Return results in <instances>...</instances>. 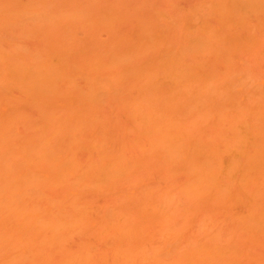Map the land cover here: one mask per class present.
<instances>
[{
	"label": "rangeland",
	"instance_id": "obj_1",
	"mask_svg": "<svg viewBox=\"0 0 264 264\" xmlns=\"http://www.w3.org/2000/svg\"><path fill=\"white\" fill-rule=\"evenodd\" d=\"M224 1L0 0L3 62L43 67L44 58L58 63L56 52L65 57L50 66L46 93L30 94L19 82L14 84L0 63V172L13 177L10 188L16 182L8 193H2L6 186L0 185V193H7L3 197L14 199L0 209V264H264V222L257 218L262 228L255 222L258 213H264V160L258 155L259 162L251 159L250 166L256 163L260 175L253 167L259 176L242 189L226 173L225 178L221 174L224 181L219 180L217 170V185L208 182L203 190L196 191L198 185L191 191L193 174L206 176V181L212 167L223 170L232 161L223 141L228 144L239 132L234 110L243 111L239 113L245 129L262 130L256 143L249 139L243 149L252 153L256 145L264 146V0H239L241 5ZM224 4L228 11L223 6L219 10ZM22 8L20 16L11 15V10ZM100 13L112 15L111 22L98 21ZM63 14L67 19L58 22ZM143 31L152 38L160 33L162 39L139 44ZM116 53L123 59L114 66L99 65ZM167 53L176 55L172 60L178 70L190 67L195 75L190 83L168 84L158 64ZM197 74L207 77L213 90L207 99L197 95L203 98L201 104L195 101L202 88ZM101 82L106 84H99L97 100L88 103L85 94ZM146 100L153 107H147ZM148 112L179 126L185 121L191 131L181 138L184 146L208 142L218 150V161L211 156L214 151L209 159L197 152L202 161L208 159L204 168L212 166L207 169L210 176L204 168V177L200 169V174L194 172L185 147L179 152L177 144L176 151L166 152L170 148L168 143L169 149L164 148V139L162 145H150L162 135L149 141L146 134L152 130L142 133L141 121ZM220 112L221 122L216 116ZM51 132L43 157L32 160L27 151L39 153V140ZM89 141L96 142L99 151L90 149ZM232 149L228 151L235 155ZM118 159L124 164L113 166ZM26 166L28 174L23 172ZM20 170L36 180L28 182L23 174L24 188L17 179ZM54 176L61 182H50ZM55 222L60 228L52 231L49 225Z\"/></svg>",
	"mask_w": 264,
	"mask_h": 264
},
{
	"label": "bare ground",
	"instance_id": "obj_2",
	"mask_svg": "<svg viewBox=\"0 0 264 264\" xmlns=\"http://www.w3.org/2000/svg\"><path fill=\"white\" fill-rule=\"evenodd\" d=\"M231 2L232 3V1L231 0H228V2ZM237 1V0H236ZM240 1H244V0H240ZM247 1H249V0H247ZM227 1L225 0L224 1V3L225 4H227L226 3ZM236 3H239V0L236 2ZM236 3H233V5H235ZM256 3V2H255ZM225 4L224 5H220V9L219 10H223V9H221V7L222 8H224L225 10L224 11H228L227 9H228V7L229 6H227L226 8L224 7L225 6ZM241 4H242V2H241ZM240 3H239V5H241ZM259 4V2H257V5ZM227 5H229V4H227ZM232 5V4H231ZM235 6H238V5H235ZM259 6V5H258ZM240 6H238V8H239ZM235 8L236 7H234V9H233V11L235 10ZM230 10V9H229ZM231 11V10H230ZM229 11V12H230ZM232 11V12H233ZM219 12V11H218ZM222 14H225V12H223V11H220ZM219 12V15L221 14ZM231 12V13H232ZM10 13H11V15L13 16V17H17V16H20V14H22L23 13V8L22 9H20V10H11L10 11ZM72 13H74V12H72ZM228 13V12H227ZM226 13V14H227ZM230 13V14H231ZM46 14V13H45ZM44 13H43V15H45ZM67 14V13H66ZM66 14H63V16L62 15H60L61 17H63L62 19H61V17L59 18V17H57L58 19H57V21L59 22V20L61 21V20H64V19H67V16H66V18H65V16L64 15H66ZM229 14V15H230ZM47 15V14H46ZM43 16V19L44 18H47V16ZM75 15V13L74 14H72V15H69V16H71V17H69L68 16V19L69 18H72V16H74ZM98 17H100L102 20H100V18H98ZM98 17H97V20L98 21H101V22H106L107 21V23H110L111 22V19L113 18L112 17V15H110V14H107V13H105L104 15H103V13H100L99 15H98ZM227 17L228 16H226V19H227ZM231 17V16H230ZM241 17H243V16H241ZM231 19V18H230ZM232 19H234L235 20V18H233L232 17ZM237 20H239V18H236ZM241 20H243V18H240ZM48 21H51V20H49V19H47ZM56 20V19H55ZM110 20V21H109ZM234 20H232V21H234ZM230 21V20H229ZM231 21V22H232ZM58 22H56V23H58ZM242 22V21H241ZM237 23H239V22H237ZM216 31V30H215ZM148 38L149 39H157V41H160L161 39H162V35L160 34V33H158V36L157 37H155V38H152V36H150L146 31H143L142 32V36H141V40H140V42H139V44H143V43H146L147 42V40H148ZM64 51H65V54H66V50L64 49ZM58 56V58H57V60H58V63H61V62H63L64 60H65V57L61 54V53H58V52H56V57ZM176 55H174V54H171V53H167L165 56H164V59H161V61H158V64L161 66V67H163V69H164V71L166 72V74H167V76H168V84H170L171 86H173V87H178V86H181V85H183V84H185L186 82H188V83H190L191 81H192V79L194 78V74L192 73V71H191V69H190V67L188 66V67H184V70H178L177 68L178 67H180V66H178V67H174V60H172L174 57H175ZM44 58V57H43ZM3 59H4V54H3V52H2V50H0V63L2 62L3 64H4V66H3V71L6 73L7 72V74L8 75H10L11 77H13V79H11V81L14 83V84H16L17 82H19V84L22 86V87H26V88H28L30 91H29V93L30 94H34L35 93V91L37 92L38 90H42L43 91V93H46V92H48V82L51 80V78H52V75H51V73H50V71H51V67L50 66H54L55 64H58L57 63V61H55V62H53L51 59H49V58H44L43 60H41L40 61V63H42L44 66L43 67H36V65L37 64H35V65H32L31 66V62L30 63H28V62H23V63H21V62H19L18 60H15L16 62H13V61H10V62H3ZM123 59V56H122V54H120V53H116L115 55H110L109 57H108V59L106 60V63H102V64H99L102 68H105V67H112V66H114V64L116 63V62H118V61H120V60H122ZM227 60H228V58H227ZM199 81H201L202 80V88L201 89H197V94H196V96L198 95V96H201V97H203V98H205L206 97V99H207V96L208 95H206V94H209V93H211L210 91H212L213 92V90H211V89H209V88H211V86L210 85H208L207 83H206V79H207V77H205L203 74H197V77H196ZM99 84H102V85H104V84H106L105 82H101V83H94V85L92 86V88L85 94V99H86V101L88 102V103H92V102H95L94 100L96 99L97 100V89H98V87L99 86H102V85H99ZM238 83H236V86H240V85H237ZM231 85H233V84H231ZM210 86V87H209ZM227 88L229 89V87L227 86ZM232 88H234V86H232ZM208 90V91H207ZM210 90V91H209ZM234 90V89H233ZM240 90V89H239ZM49 92H52V90H49ZM212 94V93H211ZM204 95H205V97H204ZM63 96H64V99H65V101L66 102H68V93H66V91H65V93H63ZM197 96V97H198ZM201 97H198L195 101H199V103L201 104V101L203 100V98H201ZM196 98V97H195ZM201 98V99H200ZM209 98V97H208ZM212 98V97H211ZM200 99V100H199ZM206 99H204V100H206ZM209 100V99H208ZM250 100V99H249ZM148 101L149 100H146V102H145V105L147 106V107H151L152 105H153V103L151 102V101H149L150 103L149 104H151V105H149L148 104ZM203 103H204V101H202ZM198 103V102H197ZM197 103H195L194 102V104H196L197 105ZM239 103V102H238ZM221 104V103H220ZM219 104V105H220ZM205 105V104H204ZM208 105V104H207ZM206 105V106H207ZM238 105V108H239V105L240 104H237ZM246 105V104H245ZM195 106V105H194ZM203 106V105H202ZM201 106V107H202ZM240 106H242V105H240ZM136 107V106H135ZM153 107V106H152ZM199 107H200V105H199ZM209 107V106H208ZM246 107V106H245ZM194 108H196V106L194 107ZM214 108V107H213ZM219 108H221V107H219ZM241 108V107H240ZM244 108V107H243ZM207 109V108H206ZM245 109V108H244ZM195 110V109H194ZM220 110V109H219ZM239 110V112H243V111H241L240 109H238ZM204 111V110H203ZM221 111V110H220ZM245 111V110H244ZM195 112V111H194ZM197 112H198V110H197ZM200 112H201V109H200ZM205 112V111H204ZM219 112V111H218ZM234 112H235V119L238 121V122H240V127H238V129H239V132H236V133H233V136L231 135L230 137H232V138H230V139H232V141L231 140H227L228 141V144H227V142L226 141H223L224 143H225V145L223 146V149H224V151H226V152H228V154H230V156H228V160H232V161H229V163H227V165H225V169L223 168V170H224V173H223V170L222 169H220L221 167H216V166H214V167H212L211 165L209 166V167H207V169H209V168H215L214 169V171H213V169L211 170V172H210V170L208 171L206 168H204L205 166V164H203V163H205L211 156H215L214 158L212 157L211 158V160H213L214 159V161H218V160H216V158L218 159L220 156H218V150L213 146V147H211V143L209 144L208 142H206L207 143V145H206V143H205V145H203L202 143V145L200 144V142L198 143H196V144H199L198 146L194 143V145L195 146H197V147H199L200 145H201V147L202 148H200L199 147V149H197V150H195L196 148L192 145L193 143H192V141L190 142L189 140V142L191 143H189L190 144V146H187L186 144H185V146L183 145L185 142H184V140L183 139H185V137H187V132H188V130H189V128L190 127H188L189 125H187L186 123H184V122H182V125L181 126H179V125H177L176 123H175V121L174 120H170V119H163V117H161V116H159L158 118H154L151 114H150V112H148L147 113V116H144L145 117V119H144V121L142 122L141 121V123L143 124L144 122V124L142 125L141 123H140V125H142V128L144 127V128H147L148 129V131L145 129L144 130V128H143V130H142V133H143V131H144V133L145 132H149V129H150V131H151V133L149 134L148 133V135L146 134V138L149 140H154V138H156L157 136H159L158 135V133H161V135L163 136V134H164V138L162 137H157L156 138V140H158V141H156L155 140V142L154 141H150L149 143H150V145H154V143H159V144H161L162 145V139H164L163 141H164V143H165V145L164 146H166V147H164V148H166L167 149V147H168V145H167V143L169 144V150L168 151H166V152H169V151H176L175 149H176V147L175 146H180V151L179 152H181L182 150H185V149H183L184 147L186 148V150L188 151L189 150V154L187 155V156H190V158L188 159V160H190V161H192L193 162V164L191 163V162H189L190 164H192L191 165V167H193V168H195V170H194V172H196V171H198V169H200L199 171L201 172L203 169L202 168H204V172L206 173V171H207V173H208V175H207V173H206V175L207 176H210V173H212L211 174V179L209 178V179H207L206 181H204L205 179H206V176L204 175V174H202L203 172H201V174H202V176L205 178V179H203L201 176H199V175H195V174H193L192 175V178L191 179H195V182L193 181V180H191L192 182L191 183H194L193 185H191L192 187H191V191H193V189L192 188H194V190H195V188L198 186V185H200V186H198L197 187V190L196 191H199L200 189H202L203 188V185L204 184H206V183H212L213 185L216 183V180H215V178H216V174L217 173H219V172H221L220 173V177L221 178H219V180H221V179H223V181H224V178L226 177V175H227V178H230V179H233V181H235V179H236V181L239 183V185H242V187H241V189L242 188H244V186H246L247 184H248V182H251V181H255L257 178H255V177H257V176H259L260 174H262V172L261 171H264V169H260L258 166H254L253 165V163H252V166L253 167H255V169L257 168H259L260 169V174H259V172H258V170L256 171L255 169H252L253 167H251L250 165H251V159L253 158H255V156L256 155H258V159H260V161H261V159L262 160H264V146H261V145H256L254 148H253V152L252 153H248V152H250V151H246V150H244L243 149V144L246 142V141H248L249 139H251V142H254V143H256V139H257V137H259V136H261L262 135V130L261 129H254V131L253 130H250V128H244L243 126H241V125H243V124H245V120H243V118H242V115L239 113V112H237L236 110H234ZM223 113V112H222ZM200 114V113H199ZM215 114V113H214ZM257 114V113H256ZM217 116V118H218V120H219V122H221L222 120H223V116H222V114H221V112H220V114L219 115H216ZM258 116V115H257ZM49 117V115H46L45 116V118H46V120H47V118ZM143 117V118H144ZM203 117H205V116H203ZM208 117V116H207ZM143 118L141 119V120H143ZM234 119V120H235ZM137 121L138 120H136V124H138L137 126H140L139 125V122L137 123ZM214 121V120H213ZM216 121V120H215ZM187 122V121H186ZM217 124H218V122H216ZM146 124V125H145ZM184 124L187 126H185L184 127ZM220 124V123H219ZM145 125V126H144ZM188 128V129H187ZM187 130V131H186ZM190 131H191V129H190ZM189 131V132H190ZM153 132H154V135H153ZM189 132H188V134H189ZM220 132H217L216 134H219ZM45 134V135H44ZM152 134V135H151ZM155 134H157V135H155ZM222 134V133H221ZM221 134H219L220 136H221ZM41 135H42V133H41ZM53 135V132H51V133H43V135H42V138L39 140L40 142V144L41 145H39L40 147H39V149H40V152L39 153H36L35 151H33L34 152V158H33V152H30L31 151V149L29 150V151H27V149H25V151H27L29 154H31L32 153V156L30 155V157H32L31 159L33 160L34 159V161H36V160H38L41 156L43 157V155H41L42 154V150H44V149H46V147H47V149H48V147H49V140L52 138L51 136ZM149 135H150V137H149ZM186 135V136H185ZM219 135H217V137L219 136ZM224 135H226V134H224ZM152 136V137H151ZM183 136H185V137H183ZM154 137V138H153ZM183 137V139H181ZM228 137V136H227ZM226 137V138H227ZM181 139V142H179V140ZM188 138V137H187ZM220 139V138H219ZM52 140V139H51ZM182 141H183V144H182ZM229 141H230V143H229ZM181 143V145L179 144V143ZM176 143V144H175ZM223 143V144H224ZM178 144V145H177ZM173 145L174 146V148L172 147L171 148V146ZM192 145V146H191ZM209 145V146H208ZM245 145V144H244ZM90 149H94L96 146H97V143L96 142H93V141H89L88 142V145H87ZM178 146V147H179ZM203 146H204V148H203ZM208 147V148H206V147ZM99 147V146H98ZM98 147H96L95 149H97ZM118 147V146H117ZM182 147V148H181ZM189 147V148H188ZM192 147V148H191ZM215 148L214 150L212 149V150H210L211 148ZM227 147V148H226ZM233 148V149H232ZM118 149H121L120 148V146H119V148ZM166 149H164V150H166ZM171 149H173V150H171ZM226 149V150H225ZM234 150V151H236V156L235 155H231V153H229V151L230 150ZM243 149V150H242ZM98 151H99V149H97ZM191 150V151H190ZM215 150H216V152H215ZM229 150V151H228ZM24 151V153H26ZM115 151V149L113 150V152ZM177 151H178V148H177ZM193 151H195L196 152V155L194 154L195 152H193ZM211 151H214L213 152V154L211 155ZM221 151V150H220ZM117 152L118 151H115L114 152V154L116 153L117 154ZM183 152V151H182ZM191 152H193V153H191ZM197 152H199L200 154L201 153H203V154H205L206 155V157H208V159L206 160V161H202V160H204V159H202L201 160V155H200V158H199V153H197ZM211 152V153H210ZM27 153V154H28ZM185 153H186V151H185ZM184 153V154H185ZM223 153V152H222ZM167 154H169V153H167ZM172 153H170V155H171ZM179 154V153H178ZM180 154H183V153H180ZM211 156H210V155ZM217 154V155H216ZM35 155H38V156H35ZM39 155H41V156H39ZM194 157H193V156ZM198 155V156H197ZM205 155L203 156V158H206L205 157ZM220 155V154H219ZM118 156H119V153H118ZM176 156V155H175ZM254 156V157H253ZM260 156H262V157H260ZM37 157V158H36ZM39 157V158H38ZM178 157V156H177ZM191 157H192V160H191ZM231 157H232V159H231ZM244 157L245 158H247V159H244ZM196 158H197V160L198 161H196ZM194 159H195V161H194ZM55 160V159H54ZM118 160H119V162H118ZM118 160H116L115 162H114V164H113V166L116 164L117 165V167H119V163H123L122 162V160H120V159H118ZM202 161V164L203 165H201L200 164V166H199V163H201V162H199V161ZM211 160H209L210 162H212ZM242 161V163H239V161ZM208 161V162H209ZM240 161V162H241ZM254 161H257L256 160V158H255V160ZM2 163H3V161H1ZM7 162V161H6ZM199 162V163H198ZM210 162H209V164H210ZM253 162V161H252ZM257 162H259V160L257 161ZM198 163V165H196L195 166V164H197ZM214 163V162H213ZM246 163H247V165H246ZM4 164V163H3ZM7 164V163H6ZM6 164L4 165V166H6ZM124 164V163H123ZM207 164V163H206ZM216 164V163H215ZM258 164V163H257ZM194 165V166H193ZM217 166H218V163L216 164ZM239 165H240V167H239ZM0 166H1V164H0ZM28 166V165H27ZM27 166L25 167V168H23L24 169V171L23 172H25V174L29 171V168L27 169ZM112 166V168H113V172H114V174L115 173H117V176H118V174H119V171L117 172V169H115V167H113ZM121 166V165H120ZM198 166V167H197ZM201 166H203V167H201ZM220 166V165H219ZM122 167V166H121ZM124 167V166H123ZM224 167V166H223ZM228 167V171H231V172H233V174L232 173H230V174H228V172H226L227 171V168ZM218 168V169H217ZM251 168V169H250ZM1 169V168H0ZM25 169H27V170H25ZM115 169V170H114ZM197 169V170H196ZM94 170V169H93ZM92 170V171H93ZM190 170L191 171H189L190 172V174H192V169L190 168ZM217 170H220L219 172L217 171ZM222 170V171H221ZM235 170V171H234ZM253 170V171H252ZM21 171V170H20ZM21 171V174H19L20 176H18L17 177V179L19 178H21L20 180H19V182H20V184H23V186H24V188H25V182L27 181V179H28V182L29 181H31V182H34V180H36V179H33V177L34 178H36L34 175H32V174H30L29 173V177H31V176H33V177H31V178H29L28 177V175L26 176L23 172ZM27 171V172H26ZM116 171V172H115ZM198 171V172H199ZM213 171V172H212ZM250 171H252L251 173V176H250V174H249V172ZM258 172L257 174H259V175H257L256 173H254V172ZM193 172V173H194ZM198 172H197V174H198ZM200 172H199V174H200ZM210 172V173H209ZM11 173V172H10ZM12 173H17V172H12ZM225 173H226V175H225ZM256 174V175H254V174ZM15 174H13V175H15ZM23 174L25 175L24 176V178L26 177L27 179H23ZM28 174V173H27ZM213 174H214V176H215V178H213L214 176H213ZM221 174H222V176L224 177H222L221 176ZM232 174V176L230 177V175ZM18 175V174H17ZM16 175V176H17ZM31 175V176H30ZM228 175H229V177H228ZM254 175V176H253ZM3 176V177H2ZM9 175H7V176H5V175H3V173L2 172H0V178H3L4 179V182H5V184L3 183V179H0V185L3 187L4 185L6 186V189H5V187H3L4 189L3 190H1L2 191V193H5V192H10V190L12 191V189L15 187L14 185L16 184V182H13V183H15L13 186H11V188L9 187V180L10 179H12V178H6V177H8ZM11 176H12V174H11ZM91 176V175H90ZM197 176L199 177V178H201L202 179V181L201 180H199V178L198 179H196L197 178ZM217 176H219V174H217ZM250 176V177H249ZM42 177H44V176H42ZM114 177H116V176H114ZM254 177V179L253 180H251L252 178ZM16 178V177H15ZM53 179H52V181H50V182H54V183H60L61 181H58L59 180V178H60V176H54V177H52ZM6 179V180H5ZM217 179V178H216ZM259 179V178H258ZM8 180V181H7ZM14 180V179H13ZM24 182H23V181ZM60 180H62L61 178H60ZM211 180H212V182H211ZM214 180V181H213ZM16 181V180H15ZM58 181V182H57ZM27 182V183H28ZM199 182H200V184H199ZM201 182H204V183H201ZM213 182H215V183H213ZM7 183V184H6ZM190 183V184H191ZM219 183V182H218ZM20 184L18 185L19 186V188L20 189H24V188H22V186L20 187ZM202 185V186H201ZM209 186L211 185V184H208ZM212 185V186H213ZM215 185H217V184H215ZM27 186V185H26ZM205 186H207V185H205ZM211 186V188H215L216 189V187H212ZM225 186V185H224ZM2 187H0V188H2ZM8 187V188H7ZM200 187V188H199ZM226 187V186H225ZM198 188H199V190H198ZM206 188H208V186L206 187ZM8 189V190H7ZM18 189V188H17ZM17 189H15V190H17ZM227 189V188H226ZM15 190H14V193H15ZM203 190V189H202ZM220 190V189H219ZM235 190V189H234ZM0 191V192H1ZM3 191H5V192H3ZM238 191H239V189H238ZM13 192V191H12ZM11 192V193H12ZM195 192V191H194ZM219 192V191H218ZM233 192V191H232ZM236 192V191H235ZM240 192H242L241 190L239 191V193ZM2 193H0V195H2V196H0L1 198H0V204L3 206H1L0 205V209L2 208H5V205L6 206H8V204L11 202V199L12 200H14L13 198H11V197H9V199L7 198V200L4 198L5 197V195L7 194H5V195H3ZM10 193V194H11ZM19 193V192H18ZM220 193V192H219ZM13 194V193H12ZM237 194V193H236ZM4 196V197H3ZM3 197V198H2ZM1 199H3L2 201H1ZM5 199V200H4ZM10 200V201H9ZM4 201L6 202V203H4ZM9 202V203H8ZM3 204H5V205H3ZM254 215H256V213L254 214ZM260 219L262 222H264V213H262V212H259L258 213V215L256 216V220H255V222H257L258 221V219ZM261 221H259V222H257V224L259 223V225H260V227L262 228V225H264V224H262L261 225ZM261 222V223H260ZM57 222H55L54 224L53 223H51V225H49V229H51L52 231H56L57 229H59L60 228V224L59 223H57V224H59L57 227H56V224ZM66 225V224H65ZM66 227H68V225H66ZM57 228V229H56ZM56 229V230H55ZM68 229V228H67Z\"/></svg>",
	"mask_w": 264,
	"mask_h": 264
}]
</instances>
